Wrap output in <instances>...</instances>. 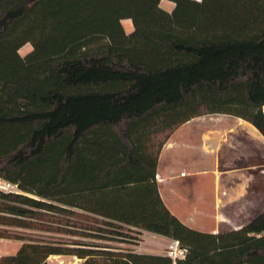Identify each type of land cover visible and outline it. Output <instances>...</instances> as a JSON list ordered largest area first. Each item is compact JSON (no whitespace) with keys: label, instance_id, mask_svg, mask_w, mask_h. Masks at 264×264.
Wrapping results in <instances>:
<instances>
[{"label":"trees","instance_id":"1","mask_svg":"<svg viewBox=\"0 0 264 264\" xmlns=\"http://www.w3.org/2000/svg\"><path fill=\"white\" fill-rule=\"evenodd\" d=\"M0 0V226L99 239L146 231L177 264H264V212L206 233L164 203L160 154L183 125L229 115L264 136V0ZM124 20H131L127 33ZM30 44L23 56L20 50ZM0 264H172L165 255L22 237Z\"/></svg>","mask_w":264,"mask_h":264},{"label":"crops","instance_id":"2","mask_svg":"<svg viewBox=\"0 0 264 264\" xmlns=\"http://www.w3.org/2000/svg\"><path fill=\"white\" fill-rule=\"evenodd\" d=\"M215 115L226 125L209 129L202 143L205 154L215 156L216 199L212 205L209 202L210 209L206 208L207 199L200 187L211 171L199 166L192 170L180 168L168 153L178 146L175 141L169 139L163 148L156 178L169 210L185 225L212 234L238 230L264 212V205H257L264 201V136L243 119ZM231 117L237 122H227ZM229 225L232 228L226 230Z\"/></svg>","mask_w":264,"mask_h":264},{"label":"rangeland","instance_id":"3","mask_svg":"<svg viewBox=\"0 0 264 264\" xmlns=\"http://www.w3.org/2000/svg\"><path fill=\"white\" fill-rule=\"evenodd\" d=\"M174 6L175 5L172 2L167 0H163L161 2V7L168 12H171L174 9ZM122 23L127 33L133 31V24L131 20H124ZM31 50L32 46L28 44L20 50V53L25 56ZM236 120V118L231 117L229 120H227V122L235 123L237 122ZM232 123H228L227 126L233 125ZM224 124L225 123L221 121L219 116H203L182 126L170 138L172 142L175 141L176 143H178V146L168 152L169 157L170 159H172V161L176 160L177 164L180 165V168L184 167L187 170H192L199 166L201 168H204V170L207 169L211 171L209 176H204V183H202L200 187V189L205 193L207 199V210L210 209L209 202L212 205V203L214 204V201L216 199V191L214 185L215 178L213 174L215 166V156L205 154L202 148V143L204 141V134L209 129H213L212 127H218ZM225 129L227 130V128ZM262 198L264 199V195L262 196ZM257 205H264V201L263 203H257ZM254 213L255 212L253 211L252 214ZM231 228L232 227L229 225L226 230H229ZM0 230H7L8 232L17 233L22 237L47 240L49 242H61L69 244L80 242L84 244H94L97 246L109 247L112 250L133 251L137 253L161 255L166 254L167 246L171 240H162L155 234L146 231L133 233L130 238L122 237L118 239H99L2 226H0ZM22 243V241L0 239V256L14 255L18 251ZM82 262L83 260L74 256H51L47 260V264H82Z\"/></svg>","mask_w":264,"mask_h":264},{"label":"built area","instance_id":"4","mask_svg":"<svg viewBox=\"0 0 264 264\" xmlns=\"http://www.w3.org/2000/svg\"><path fill=\"white\" fill-rule=\"evenodd\" d=\"M0 192L24 195V192L17 184L9 182L2 177H0ZM187 252L188 250L181 246L178 240L171 239L167 246L165 256L172 260V264H177L179 260L186 258Z\"/></svg>","mask_w":264,"mask_h":264}]
</instances>
